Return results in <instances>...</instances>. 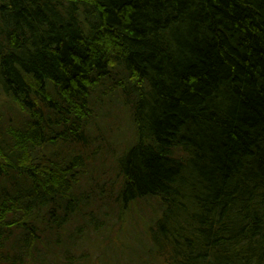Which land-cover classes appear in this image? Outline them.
I'll use <instances>...</instances> for the list:
<instances>
[{
  "label": "trees",
  "instance_id": "obj_1",
  "mask_svg": "<svg viewBox=\"0 0 264 264\" xmlns=\"http://www.w3.org/2000/svg\"><path fill=\"white\" fill-rule=\"evenodd\" d=\"M137 211L122 264H264V0H0V264Z\"/></svg>",
  "mask_w": 264,
  "mask_h": 264
},
{
  "label": "rangeland",
  "instance_id": "obj_2",
  "mask_svg": "<svg viewBox=\"0 0 264 264\" xmlns=\"http://www.w3.org/2000/svg\"><path fill=\"white\" fill-rule=\"evenodd\" d=\"M129 131H131L130 136H132L131 128H129ZM123 145H119L121 149ZM127 147L125 142V147L119 152L125 151ZM101 218L102 215L100 216ZM150 226L146 224L142 212L137 211L132 216H128V219L124 223L117 226L109 225V227L104 228L98 234H94L89 229H86L85 234L90 233L89 236H84L80 241L76 238L75 240L78 242L74 246L76 247L78 245L77 249L79 250L83 248L84 243L85 249L82 253L89 255L90 262L92 261L95 264H105L102 259L105 262L114 260L118 264L129 263L132 260L135 261L141 258L142 255L147 256L145 254V249L147 248L145 244H150L149 238L147 237ZM71 233H75L76 235L77 230L75 228L70 229L65 234V237L68 239ZM67 241L70 242L71 239L69 238Z\"/></svg>",
  "mask_w": 264,
  "mask_h": 264
}]
</instances>
